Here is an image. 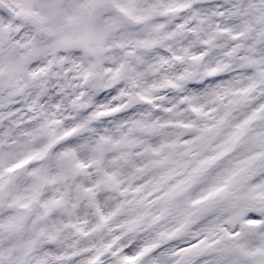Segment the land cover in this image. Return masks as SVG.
<instances>
[{
  "label": "snow or ice",
  "instance_id": "6c2138e0",
  "mask_svg": "<svg viewBox=\"0 0 264 264\" xmlns=\"http://www.w3.org/2000/svg\"><path fill=\"white\" fill-rule=\"evenodd\" d=\"M0 264H264V0H0Z\"/></svg>",
  "mask_w": 264,
  "mask_h": 264
}]
</instances>
